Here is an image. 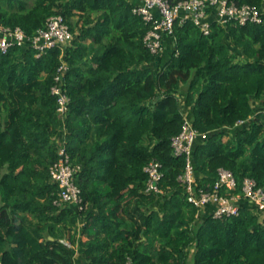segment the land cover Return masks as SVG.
Wrapping results in <instances>:
<instances>
[{
    "label": "trees",
    "instance_id": "obj_1",
    "mask_svg": "<svg viewBox=\"0 0 264 264\" xmlns=\"http://www.w3.org/2000/svg\"><path fill=\"white\" fill-rule=\"evenodd\" d=\"M236 1L264 10V0ZM133 7L0 0V24L33 36L60 14L74 33L40 55L0 51V264H264V220L243 199L237 216L198 218L179 181L186 156L172 145L188 119L208 133L193 146L199 186L212 188L220 167L235 174V193L247 177L264 186V22H213L206 35L189 19L153 54ZM63 64L62 116L53 86ZM61 144L80 165L82 208L55 203ZM153 160L162 194L146 191Z\"/></svg>",
    "mask_w": 264,
    "mask_h": 264
},
{
    "label": "built area",
    "instance_id": "obj_2",
    "mask_svg": "<svg viewBox=\"0 0 264 264\" xmlns=\"http://www.w3.org/2000/svg\"><path fill=\"white\" fill-rule=\"evenodd\" d=\"M133 12L140 15L149 25L144 37V44L153 54H160L165 50L164 37L174 36L177 23L192 20L201 31L208 35L211 25L217 22L227 26L230 23L245 25L248 23L261 24L264 22V10L250 4H238L236 0H133ZM74 33L63 15H52L47 19L44 28L33 36H29L21 27H10L0 24V51L7 53L10 48L30 45L38 51L45 53L56 46L64 47L72 42ZM67 68L60 66L56 76L57 83L53 86V93L58 97V110L61 115L67 113L69 97L59 84L61 73ZM245 121L240 120L238 124ZM207 132L195 128L190 120H186L182 131L172 138L174 154L186 156L184 173L179 176L184 186L189 202L199 209V212H210L215 218L237 216L240 213V200H246L259 216H264V186H259L253 178H245L241 186L242 191L235 193L238 181L235 174L224 167L218 168V177L210 189L199 186L195 176L192 160L193 146L198 139L207 138ZM80 165L71 162L65 145L61 144L59 159L51 166L53 179L60 185V197L55 201L57 205L65 203L77 204L82 208V190L75 182V176ZM148 174L146 191L148 193L162 194L161 186L164 178L163 165L153 160L145 166ZM211 206L212 209L209 210ZM126 264H134L128 258Z\"/></svg>",
    "mask_w": 264,
    "mask_h": 264
},
{
    "label": "rangeland",
    "instance_id": "obj_3",
    "mask_svg": "<svg viewBox=\"0 0 264 264\" xmlns=\"http://www.w3.org/2000/svg\"><path fill=\"white\" fill-rule=\"evenodd\" d=\"M74 21H77V17L74 18ZM79 22H80V21H79ZM80 26H81V24L79 23L77 27L79 28ZM76 29H77V28H76ZM77 32H78V29H77ZM75 34H76V33H75ZM88 41H89V40H86V42H88ZM185 89H186V88H183V91H185ZM257 106H258V105H257ZM227 138H228L227 136L224 137L225 140H226ZM205 213H207V212H205ZM203 214H204V212H203ZM200 215H202V211L199 212V215H198L199 217H198V218L201 217ZM259 218H260V220H264V216H261L260 214H259ZM80 237H82V236L79 235V238H80ZM86 238H87L86 236H83V237H82V240H86ZM76 248L79 249V243H77ZM77 257H80V253H77ZM190 262H191V261H190Z\"/></svg>",
    "mask_w": 264,
    "mask_h": 264
},
{
    "label": "water",
    "instance_id": "obj_4",
    "mask_svg": "<svg viewBox=\"0 0 264 264\" xmlns=\"http://www.w3.org/2000/svg\"><path fill=\"white\" fill-rule=\"evenodd\" d=\"M50 238H53V237H50Z\"/></svg>",
    "mask_w": 264,
    "mask_h": 264
}]
</instances>
